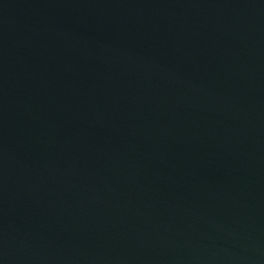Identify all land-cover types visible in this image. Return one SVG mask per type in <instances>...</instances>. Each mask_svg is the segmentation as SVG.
<instances>
[{
    "label": "water",
    "instance_id": "1",
    "mask_svg": "<svg viewBox=\"0 0 264 264\" xmlns=\"http://www.w3.org/2000/svg\"><path fill=\"white\" fill-rule=\"evenodd\" d=\"M0 264H264V0H0Z\"/></svg>",
    "mask_w": 264,
    "mask_h": 264
}]
</instances>
